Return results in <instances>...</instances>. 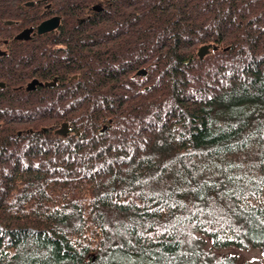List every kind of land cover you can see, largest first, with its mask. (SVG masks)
Wrapping results in <instances>:
<instances>
[{"label": "trees", "instance_id": "1", "mask_svg": "<svg viewBox=\"0 0 264 264\" xmlns=\"http://www.w3.org/2000/svg\"><path fill=\"white\" fill-rule=\"evenodd\" d=\"M117 1L58 73L0 57V264H244L217 251L264 248V0Z\"/></svg>", "mask_w": 264, "mask_h": 264}, {"label": "flooded vegetation", "instance_id": "2", "mask_svg": "<svg viewBox=\"0 0 264 264\" xmlns=\"http://www.w3.org/2000/svg\"><path fill=\"white\" fill-rule=\"evenodd\" d=\"M117 3V0H0V29L4 32L0 37V57L6 56L16 64H51L58 73V64H70L80 53H91V35L95 34L92 32L103 30L104 39H108L107 24L92 22ZM48 21L52 25L41 29ZM22 33H26L24 38L19 37ZM47 77L41 80L42 76H34L30 82H40L36 87L58 84V74Z\"/></svg>", "mask_w": 264, "mask_h": 264}, {"label": "rangeland", "instance_id": "3", "mask_svg": "<svg viewBox=\"0 0 264 264\" xmlns=\"http://www.w3.org/2000/svg\"><path fill=\"white\" fill-rule=\"evenodd\" d=\"M201 243L204 247H208L210 240L203 239ZM227 252L237 253L240 260L244 264H264V248H252L250 250H238L235 248H231L225 251H217L218 254Z\"/></svg>", "mask_w": 264, "mask_h": 264}, {"label": "water", "instance_id": "4", "mask_svg": "<svg viewBox=\"0 0 264 264\" xmlns=\"http://www.w3.org/2000/svg\"><path fill=\"white\" fill-rule=\"evenodd\" d=\"M51 23H52L51 21H48V22L43 23V27H41V29L42 28L46 29L47 27H49L50 25H52ZM25 34L26 33H22L19 37L20 38H24L25 37ZM209 48H210L209 45H203V46H201V48L199 49V56L200 57H204L208 53ZM138 74H140V75H146L147 74V70L146 69H141V70L138 71ZM37 84H40V82H38L37 80H33L32 82H30L28 84V89L29 90L35 89ZM4 86H5V83L4 82H0V87H4ZM67 129H68V125L66 123H64L62 125L61 131L63 133H65L67 131ZM103 130H104V128H103Z\"/></svg>", "mask_w": 264, "mask_h": 264}]
</instances>
